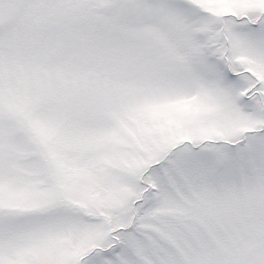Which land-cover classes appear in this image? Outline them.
<instances>
[{
  "label": "snow or ice",
  "instance_id": "snow-or-ice-1",
  "mask_svg": "<svg viewBox=\"0 0 264 264\" xmlns=\"http://www.w3.org/2000/svg\"><path fill=\"white\" fill-rule=\"evenodd\" d=\"M0 264H264V0H0Z\"/></svg>",
  "mask_w": 264,
  "mask_h": 264
}]
</instances>
